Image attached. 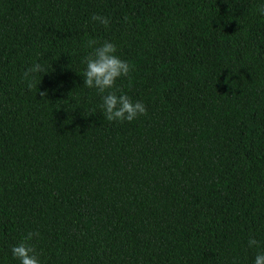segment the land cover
Listing matches in <instances>:
<instances>
[{"label": "trees", "instance_id": "obj_1", "mask_svg": "<svg viewBox=\"0 0 264 264\" xmlns=\"http://www.w3.org/2000/svg\"><path fill=\"white\" fill-rule=\"evenodd\" d=\"M264 0H0V264H254L264 252ZM93 14L109 18L107 27ZM88 39L116 45L108 121ZM39 62L31 90L24 71ZM46 92V96H41ZM254 237L259 246H248Z\"/></svg>", "mask_w": 264, "mask_h": 264}, {"label": "clouds", "instance_id": "obj_2", "mask_svg": "<svg viewBox=\"0 0 264 264\" xmlns=\"http://www.w3.org/2000/svg\"><path fill=\"white\" fill-rule=\"evenodd\" d=\"M258 12L264 16V7H260ZM91 19L105 27L110 23L109 18L102 15L93 14ZM85 47L91 49V51L82 61L86 65L82 73L84 87L95 89L97 94L101 96L100 108L103 109L105 118L110 122H131L140 115H146L147 110L143 102H133L128 95H117L115 91H109L116 86L118 78L127 77L131 71L129 63L116 55V45L109 41L100 43L95 39H88ZM46 72V67L39 62L28 67L23 73L28 89L38 87L36 74ZM40 95L46 96V92H41ZM39 235V232H28L18 244L12 246V256L18 259L20 264H41L39 253L36 251L35 246L30 243L34 237H39ZM248 246L258 247L259 241L254 237H250ZM233 264H236V262L233 261ZM254 264H264V252H260L255 256Z\"/></svg>", "mask_w": 264, "mask_h": 264}]
</instances>
